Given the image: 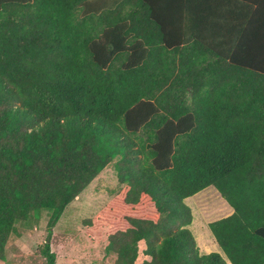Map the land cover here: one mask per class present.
Listing matches in <instances>:
<instances>
[{
	"label": "trees",
	"instance_id": "trees-1",
	"mask_svg": "<svg viewBox=\"0 0 264 264\" xmlns=\"http://www.w3.org/2000/svg\"><path fill=\"white\" fill-rule=\"evenodd\" d=\"M222 3L0 0L1 262L16 224L48 210L50 229L114 161L82 220L113 264H227L188 229L210 186L234 209L208 224L227 260L264 264V58L238 62Z\"/></svg>",
	"mask_w": 264,
	"mask_h": 264
},
{
	"label": "rangeland",
	"instance_id": "rangeland-1",
	"mask_svg": "<svg viewBox=\"0 0 264 264\" xmlns=\"http://www.w3.org/2000/svg\"><path fill=\"white\" fill-rule=\"evenodd\" d=\"M118 187L112 161L66 207L50 229L48 225L51 212L48 210L34 211L25 223L16 224L18 234H12L9 238L6 262L0 261V264H45L41 248L46 238L50 240L51 251L57 255L56 264H113L115 257L105 254L104 240L91 242L83 230L82 220L96 215ZM202 191L185 199L184 203L193 216L188 229L195 239L199 253L204 255L203 246L214 242L207 224L218 220V209L227 208L228 205L213 187H209L205 193ZM142 249L143 246L139 244L137 263L143 260Z\"/></svg>",
	"mask_w": 264,
	"mask_h": 264
},
{
	"label": "crops",
	"instance_id": "crops-1",
	"mask_svg": "<svg viewBox=\"0 0 264 264\" xmlns=\"http://www.w3.org/2000/svg\"><path fill=\"white\" fill-rule=\"evenodd\" d=\"M224 3L225 4H222L225 6H220L217 11L220 16L216 19L222 24V27H219L220 30L218 33L233 34V51L235 58L241 63H244L243 61H248L251 63L255 58L258 57L264 58V0H224ZM211 15L212 14L208 16L209 20H211ZM208 188L209 187H207L205 190ZM217 193L219 194L218 191ZM227 205V208L222 206L223 208L218 209V217H216L218 220L216 221L227 219L233 215L234 209L228 203ZM248 221L249 215L247 221L245 218L242 220L243 229L244 224ZM235 225H238V223ZM141 246H143V249L145 248L143 242H141ZM202 250L205 254L213 253L211 252L213 250L215 253L220 254L225 259L227 264H231L218 246L215 238L214 242L207 243L205 246H203ZM143 259L148 260V258L144 255Z\"/></svg>",
	"mask_w": 264,
	"mask_h": 264
}]
</instances>
